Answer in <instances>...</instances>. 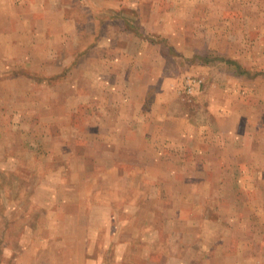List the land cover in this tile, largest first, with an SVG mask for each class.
Returning a JSON list of instances; mask_svg holds the SVG:
<instances>
[{"label":"rangeland","instance_id":"374dc122","mask_svg":"<svg viewBox=\"0 0 264 264\" xmlns=\"http://www.w3.org/2000/svg\"><path fill=\"white\" fill-rule=\"evenodd\" d=\"M0 264H264V0H0Z\"/></svg>","mask_w":264,"mask_h":264}]
</instances>
